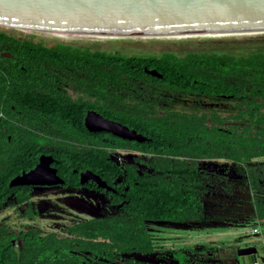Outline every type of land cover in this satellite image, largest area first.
Returning a JSON list of instances; mask_svg holds the SVG:
<instances>
[{
    "label": "flooded vegetation",
    "instance_id": "obj_1",
    "mask_svg": "<svg viewBox=\"0 0 264 264\" xmlns=\"http://www.w3.org/2000/svg\"><path fill=\"white\" fill-rule=\"evenodd\" d=\"M9 38L46 47L32 38L0 37V242L9 239V247L23 255L27 234L53 238L52 247L60 251L55 254L62 258L57 264H237L238 249H257L254 244L223 247L208 243L163 248L175 229H239L253 221L255 192L249 186V165L218 158L213 142L205 143V150L201 138L177 130L180 122L189 120L207 127L234 123L233 96L199 94L196 90L216 87L186 84L177 76L168 83L165 69L142 68L141 73L137 68L131 73L140 78L120 76L115 82H92L89 54L98 50L71 40L56 42L46 48L77 49L84 53V60L50 65L40 54L13 51ZM162 55L181 58L173 52L147 57ZM92 112L136 131L143 141L88 131L85 121ZM203 151L212 156L203 157ZM41 157L48 159L55 182L10 187L11 180L35 169ZM176 163L194 170L197 191L205 189L199 199L201 213L186 222L161 219L167 212L150 195L151 183L161 175L156 167L170 177L169 170ZM260 163L264 166V158ZM205 164L218 165L223 173ZM229 172L239 178H230ZM261 174L264 193V170ZM237 188L250 193L240 199L237 212L205 200L222 197L219 191L236 193ZM156 241L162 247L157 249ZM132 253L151 257L152 262L129 258Z\"/></svg>",
    "mask_w": 264,
    "mask_h": 264
},
{
    "label": "trees",
    "instance_id": "obj_2",
    "mask_svg": "<svg viewBox=\"0 0 264 264\" xmlns=\"http://www.w3.org/2000/svg\"><path fill=\"white\" fill-rule=\"evenodd\" d=\"M4 36L5 34L0 32V37ZM9 45L13 51H31L40 54L50 65L56 61L76 64L84 60L83 52L80 53L70 47L46 48L13 40ZM89 56L92 82H115L120 76L140 78L139 75L131 73L137 68L141 73L142 68H154L159 71L165 69L168 70L165 74L168 83H172V79L177 76L179 82L186 84H210L216 87L212 90H196L199 94L214 96L230 94L234 97L236 106L234 123L228 125L219 122L207 127L199 121L189 120L185 123L180 122L177 130L181 134L201 138L202 148L205 150V143L213 142L217 149L214 154L218 158L228 159L237 165H249V186L255 192L252 198L254 213L251 224L255 225L253 229L259 228V234L263 233L261 227L264 228V193L261 171L264 170V166L257 160L264 158V45L239 54L192 52L181 58L173 55L125 56L102 51H92ZM165 130H168L166 126ZM183 154L170 152L173 156ZM211 156V152L207 154L203 151V157ZM156 170L160 171L161 175L156 176L151 183L153 191L150 195L161 205L163 208L161 211L167 212L161 219L178 222L195 219L201 213L202 203L199 199L205 189L196 190V182L192 181L195 179L192 176L194 170L185 169L181 163L171 167L170 177L165 176L166 172L162 168L156 167ZM184 179H188L189 182L185 184ZM157 217L155 218L159 219ZM28 235L23 242L27 253L23 255H17L16 251L9 247V239L4 243L0 242V264H57L56 260L62 259L60 254H55L59 250L52 247L55 244L53 238L39 239ZM113 241L115 242V239ZM262 243L264 244V239Z\"/></svg>",
    "mask_w": 264,
    "mask_h": 264
},
{
    "label": "water",
    "instance_id": "obj_3",
    "mask_svg": "<svg viewBox=\"0 0 264 264\" xmlns=\"http://www.w3.org/2000/svg\"><path fill=\"white\" fill-rule=\"evenodd\" d=\"M0 27L97 38H264V0H0ZM145 72L161 78L155 71ZM85 125L90 132L143 141L136 131L93 112ZM48 163L41 157L35 169L11 180L10 187L55 182ZM205 165L223 173L218 165ZM228 176L239 178L235 172ZM46 178L53 181H41ZM256 254L255 247L238 249L237 264H256ZM128 257L152 262L138 253Z\"/></svg>",
    "mask_w": 264,
    "mask_h": 264
},
{
    "label": "rangeland",
    "instance_id": "obj_4",
    "mask_svg": "<svg viewBox=\"0 0 264 264\" xmlns=\"http://www.w3.org/2000/svg\"><path fill=\"white\" fill-rule=\"evenodd\" d=\"M0 32L12 36L17 39L22 38H32L34 42H43L46 47H51L56 42H67L68 40L62 39L51 33H44L38 31H27L22 32L20 30L0 27ZM55 36V37H54ZM93 40V41H92ZM70 41V40H69ZM68 41V42H69ZM82 46H89L92 50H98L110 53H120L125 56H142L147 57L151 55L159 56L164 52H173L178 56L183 57L192 52H223L230 54H239L241 52H248L257 47L264 45V38H231V39H186L182 38H114V39H74ZM261 162V160H257ZM256 162V161H254ZM236 193L233 192H221L223 196H229L225 199L219 198H206L205 200H210L214 202H219L223 210L234 209L237 212L241 207L239 205L240 199H246L250 193L242 188H237ZM245 215L249 216V213ZM253 222V221H252ZM253 224L246 225L243 228H222L214 230H202V232H197V230H181L175 229V234L171 236V239L165 242V249L177 250L179 248L189 247L195 243L201 244H213L215 246H243L246 244H254L257 247L256 259L258 263L264 261V250H263V233L264 228L261 227L263 233L252 234ZM164 241H162L163 243ZM168 246V247H167ZM156 241V248H160Z\"/></svg>",
    "mask_w": 264,
    "mask_h": 264
},
{
    "label": "bare ground",
    "instance_id": "obj_5",
    "mask_svg": "<svg viewBox=\"0 0 264 264\" xmlns=\"http://www.w3.org/2000/svg\"><path fill=\"white\" fill-rule=\"evenodd\" d=\"M19 30V29H18ZM20 31H24V32H27V30H20ZM29 33V32H27ZM52 34V33H51ZM53 35H56L62 39H65V40H74V39H97V40H104V39H114V38H97V37H81V36H71V35H62V34H53ZM55 37V36H54ZM129 39V38H128ZM147 39V38H146ZM156 39H164V38H156ZM169 39V38H168ZM171 39V38H170ZM175 39H180L182 40V38H175ZM93 41V40H92Z\"/></svg>",
    "mask_w": 264,
    "mask_h": 264
},
{
    "label": "built area",
    "instance_id": "obj_6",
    "mask_svg": "<svg viewBox=\"0 0 264 264\" xmlns=\"http://www.w3.org/2000/svg\"><path fill=\"white\" fill-rule=\"evenodd\" d=\"M260 231H259V228H255V229H252V234H259ZM256 264H264L263 262L262 263H256Z\"/></svg>",
    "mask_w": 264,
    "mask_h": 264
},
{
    "label": "crops",
    "instance_id": "obj_7",
    "mask_svg": "<svg viewBox=\"0 0 264 264\" xmlns=\"http://www.w3.org/2000/svg\"><path fill=\"white\" fill-rule=\"evenodd\" d=\"M254 228H258V227H254ZM252 229H253V227H252Z\"/></svg>",
    "mask_w": 264,
    "mask_h": 264
}]
</instances>
